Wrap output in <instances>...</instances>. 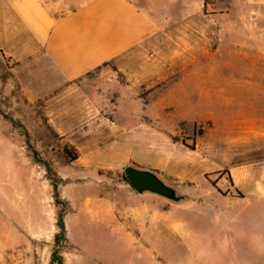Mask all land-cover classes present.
<instances>
[{
	"label": "rangeland",
	"instance_id": "374dc122",
	"mask_svg": "<svg viewBox=\"0 0 264 264\" xmlns=\"http://www.w3.org/2000/svg\"><path fill=\"white\" fill-rule=\"evenodd\" d=\"M137 2L158 31L72 85L0 43V210L73 212V264H264L247 180L264 168V0ZM130 163L189 197L138 193Z\"/></svg>",
	"mask_w": 264,
	"mask_h": 264
},
{
	"label": "crops",
	"instance_id": "0c3cea01",
	"mask_svg": "<svg viewBox=\"0 0 264 264\" xmlns=\"http://www.w3.org/2000/svg\"><path fill=\"white\" fill-rule=\"evenodd\" d=\"M54 2L5 0L6 9L0 10V43L6 53L21 60L19 69L36 64L40 78L51 87L72 85L159 29V21L137 0H82L60 6ZM232 175L234 185L239 186L234 171ZM247 180L250 194L264 203V168L254 176L249 173ZM101 211L104 224L113 221L107 217L111 213ZM56 212L39 210L36 205L27 210H0V264H73L76 244L69 222L74 215L64 216L70 245L65 249ZM118 226L136 237L126 222L120 220ZM255 252L264 256V244L255 247Z\"/></svg>",
	"mask_w": 264,
	"mask_h": 264
},
{
	"label": "water",
	"instance_id": "95a60500",
	"mask_svg": "<svg viewBox=\"0 0 264 264\" xmlns=\"http://www.w3.org/2000/svg\"><path fill=\"white\" fill-rule=\"evenodd\" d=\"M124 172L128 182L138 193L148 191L175 202H181L189 197L188 194L181 193L174 185L168 183L153 168L130 163L125 166Z\"/></svg>",
	"mask_w": 264,
	"mask_h": 264
},
{
	"label": "trees",
	"instance_id": "16d2710c",
	"mask_svg": "<svg viewBox=\"0 0 264 264\" xmlns=\"http://www.w3.org/2000/svg\"><path fill=\"white\" fill-rule=\"evenodd\" d=\"M106 62H108V61H106ZM64 151L67 154V156L69 157V160H71V161L75 160L78 157V152L76 150H74V148H72V146L69 145L68 143L65 144ZM58 224L61 228V233L63 235H65V222H64V217H63V215H61V213L59 214V217H58Z\"/></svg>",
	"mask_w": 264,
	"mask_h": 264
}]
</instances>
